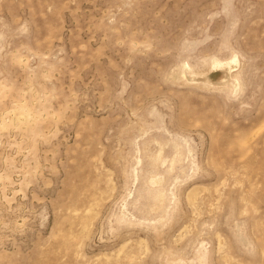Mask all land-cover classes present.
<instances>
[{"label": "rangeland", "instance_id": "obj_1", "mask_svg": "<svg viewBox=\"0 0 264 264\" xmlns=\"http://www.w3.org/2000/svg\"><path fill=\"white\" fill-rule=\"evenodd\" d=\"M0 264H264V0H0Z\"/></svg>", "mask_w": 264, "mask_h": 264}]
</instances>
